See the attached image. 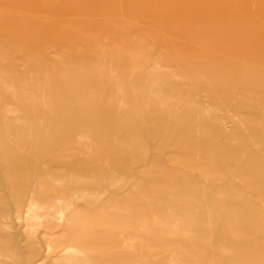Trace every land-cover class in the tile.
Here are the masks:
<instances>
[{"label":"rangeland","instance_id":"obj_1","mask_svg":"<svg viewBox=\"0 0 264 264\" xmlns=\"http://www.w3.org/2000/svg\"><path fill=\"white\" fill-rule=\"evenodd\" d=\"M0 9V264H264V0ZM44 71L55 100L34 98Z\"/></svg>","mask_w":264,"mask_h":264},{"label":"bare ground","instance_id":"obj_2","mask_svg":"<svg viewBox=\"0 0 264 264\" xmlns=\"http://www.w3.org/2000/svg\"><path fill=\"white\" fill-rule=\"evenodd\" d=\"M1 11L3 10L4 12H9L8 10H4V9H0ZM11 12V11H10ZM9 12V13H10ZM3 13V12H2ZM41 17H45V15H40ZM119 57V56H118ZM117 57V58H118ZM140 65V62H139V60H137L136 58L135 59H131V62L129 63V65H128V67H129V70L130 71H132L134 68H137L138 66ZM36 69V68H35ZM42 70V69H41ZM41 70H40V72H41ZM259 70H262V71H264V68H259ZM48 71V70H47ZM47 71H44V72H42L41 74H40V76L42 77V79H45V78H47V76H48V72ZM202 77H204V90H205V93H206V98H208V100H209V102L214 106V107H217L218 105V103H221V104H223V105H225V101H223L220 97H219V95L220 94H222V93H220L219 95H218V92H217V90H216V88L212 85V81L211 80H208L207 79V77L206 76H202ZM214 83V82H213ZM220 84V83H219ZM216 85V84H215ZM143 86H145V85H143ZM10 90L13 88H11V87H8ZM43 88V87H42ZM219 88V87H218ZM224 89V88H223ZM164 90L162 89V88H159V93H162ZM221 91V90H220ZM24 92V91H23ZM26 92V91H25ZM126 95H128V94H126ZM131 95V94H130ZM225 95V94H224ZM223 96V95H222ZM225 96H227V95H225ZM127 97V96H126ZM224 98V97H223ZM158 102L160 103V104H162V105H167V104H169V99H167L166 97H164L163 96V94L162 95H160L158 98ZM40 100V99H39ZM127 100V99H126ZM39 102V101H38ZM208 102V101H207ZM41 102H39V104H40ZM43 103V102H42ZM114 104H116L115 103V101L113 102V100H106L105 101V105H107V106H109L110 107V109L114 106ZM126 106V105H125ZM16 107L15 106H10L8 109H7V111H9V112H15L16 111ZM120 109V108H119ZM122 109V108H121ZM203 110L205 111V115H204V117H203V119H204V124H205V129L207 128H210L211 126H213L214 125V123H213V121H212V119L211 118H209V113H210V106L209 105H207V103H206V105L205 106H203ZM207 113V114H206ZM21 120H24L26 117H25V115L23 114L22 116H20L19 117ZM26 120V119H25ZM222 123H223V121H222ZM221 126H223V125H221ZM203 127V126H202ZM224 127H225V125H224ZM201 129V128H200ZM196 130V129H195ZM198 131V130H197ZM207 131V130H206ZM205 132V131H204ZM194 133H195V131H194ZM84 136V135H83ZM83 136H79V138H81V139H83ZM196 136H197V133H196ZM207 136V135H206ZM205 136V137H206ZM84 137H86V136H84ZM78 138V137H77ZM200 138V137H199ZM80 140V139H79ZM86 145V149H85V151L83 152V155L84 156H86V158H88V157H90V153H92V151L94 152V155H93V157H96L99 153H100V149H98L97 150V148H95L94 146H92V144H91V142H89V145H87V143L85 144ZM85 148V147H84ZM83 148V149H84ZM87 149H89V150H87ZM92 159V158H91ZM98 171H97V169H96V167H93V166H90V165H87V166H82L81 168H80V174H81V177L82 176H84V177H88L89 175H90V173H93V174H95V175H98V173H97ZM69 174L70 175H75V174H78V172L76 171V170H70L69 171ZM80 177V176H79ZM56 179V178H55ZM56 180H58V179H56ZM55 182H57V181H55ZM60 203H61V199L60 198H58L57 196L56 197H52L51 196V198L49 199H47L46 198V200H44V201H42V202H38L37 200H35L34 198H32V199H30L29 200V205H30V208H34V209H42V208H46V209H51V210H53V209H55V207L56 206H58V205H60ZM57 209V208H56ZM59 210H60V208H58ZM57 209V210H58ZM41 211V210H40ZM47 212V211H46ZM59 213V212H58ZM35 217V219L38 217L37 215H35L34 216ZM6 219V218H5ZM33 224H35V223H33ZM31 231V230H30ZM68 249V248H67ZM3 250V249H2ZM48 250V249H47ZM6 251V250H5ZM69 249L68 250H65V252L63 253V254H61V255H59L58 257H56L55 259H54V263L53 264H94V261L88 256V255H86V254H80L79 255V261H71V260H68L67 258H66V256L69 254ZM7 252V251H6ZM8 253V252H7ZM1 254H4V252L2 251V253ZM4 255H6V254H4ZM3 256V255H2ZM26 263V262H25ZM24 263V264H25ZM28 264V263H27Z\"/></svg>","mask_w":264,"mask_h":264},{"label":"crops","instance_id":"obj_3","mask_svg":"<svg viewBox=\"0 0 264 264\" xmlns=\"http://www.w3.org/2000/svg\"><path fill=\"white\" fill-rule=\"evenodd\" d=\"M39 18H41V19H45L46 17H41V16H38ZM120 57L121 55L119 54V53H117L114 57ZM109 57L110 56H108L107 57V60H108V62L109 63H103V65H108V64H110V62L113 60V59H109ZM101 60H104L102 57L100 58ZM131 62V59H129V63ZM69 74V71H67V72H65V75H68ZM50 79H51V77H50V74H49V72H48V76H47V78H45V79H42V80H44V81H42V84H41V86H40V90L39 91H41V96H34V98H37V99H44V100H46V101H51V100H55L54 99V97L53 96H51L49 93H48V89H49V87H48V81H50ZM43 87V88H42ZM118 90H121V91H123V92H128V91H130V90H132L131 89V83H130V85L129 86H125L124 84H120V87L118 88ZM107 100H112V99H107ZM87 162H91V161H88L87 160ZM33 196V195H32Z\"/></svg>","mask_w":264,"mask_h":264}]
</instances>
